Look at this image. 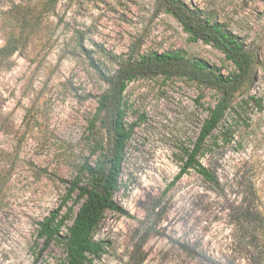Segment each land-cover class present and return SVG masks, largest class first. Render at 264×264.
Wrapping results in <instances>:
<instances>
[{"label":"rangeland","instance_id":"rangeland-1","mask_svg":"<svg viewBox=\"0 0 264 264\" xmlns=\"http://www.w3.org/2000/svg\"><path fill=\"white\" fill-rule=\"evenodd\" d=\"M180 2L235 36L255 77L199 158L215 182L194 170L174 178L216 94L176 77L128 84L134 129L113 197L124 213H104L92 234L104 252L87 264H264V0ZM7 42L15 51L0 56V264H64L37 225L60 205L65 181L95 163V144L107 143L97 110L105 78L153 53L181 52L223 75L233 66L191 41L159 0H0V48Z\"/></svg>","mask_w":264,"mask_h":264},{"label":"trees","instance_id":"trees-1","mask_svg":"<svg viewBox=\"0 0 264 264\" xmlns=\"http://www.w3.org/2000/svg\"><path fill=\"white\" fill-rule=\"evenodd\" d=\"M159 4L181 25L191 41L202 42L221 52L233 66V71L223 75L204 61L191 60L181 52H167L122 64L112 77L105 78L110 89L98 97L97 110L104 113L102 123L107 131V143L95 144V163L84 162L75 177L65 181L67 192L60 205L37 225V239L42 241L43 247L52 243L62 247L64 264H87L100 257L104 245L93 240L94 230L106 211L124 213L113 197L119 189L126 145L134 129L125 120L124 92L131 81L138 77H176L216 94L217 101L209 109L191 148L184 152L181 170L174 178L177 181L189 170H194L205 181L215 182V177L199 158L206 141L231 109L235 97L244 93L255 77L256 61L235 36L227 34L217 24L202 20L180 0H159ZM14 51L15 46L7 42L0 48V56L7 58Z\"/></svg>","mask_w":264,"mask_h":264}]
</instances>
